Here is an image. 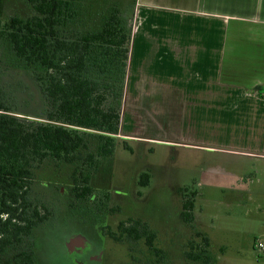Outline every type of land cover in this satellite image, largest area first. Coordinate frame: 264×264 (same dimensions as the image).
Instances as JSON below:
<instances>
[{
  "label": "rangeland",
  "instance_id": "obj_1",
  "mask_svg": "<svg viewBox=\"0 0 264 264\" xmlns=\"http://www.w3.org/2000/svg\"><path fill=\"white\" fill-rule=\"evenodd\" d=\"M114 5L129 25L133 0H80L72 28L80 32L97 29ZM31 13L26 0H0L1 24L12 16L27 18ZM0 87L18 117L43 118L47 104L34 71L14 56L1 37ZM182 102V98L156 97L147 101L152 118L140 122L137 135L153 140L117 138L113 154L99 160L91 178L90 199L79 201L72 195L74 171H87L81 162L70 165L46 160L35 169L30 200L50 213L33 230L27 245L33 246L36 264H264V252L256 248V240L264 242V181L254 182L242 200L235 189L205 184L206 172L226 170L230 164L219 156V150L187 145L194 136L198 141L216 138L214 127H206L204 115L197 119L187 111L177 112ZM95 147L91 141L81 157ZM144 173L149 174V183L142 187L139 182ZM245 175L250 177L253 172ZM184 188L198 193L192 226L209 239L206 260L194 262L185 255L191 243L197 245L201 240L181 219L179 190ZM128 219L148 224L156 234L154 246L162 253L149 251L144 240L117 243L103 234L107 229L116 231ZM19 250L0 253V264Z\"/></svg>",
  "mask_w": 264,
  "mask_h": 264
},
{
  "label": "trees",
  "instance_id": "obj_2",
  "mask_svg": "<svg viewBox=\"0 0 264 264\" xmlns=\"http://www.w3.org/2000/svg\"><path fill=\"white\" fill-rule=\"evenodd\" d=\"M27 18L12 16L0 23V37L14 56L34 71V79L47 110L43 118L18 117L0 87V253L20 248L6 264H36L33 246H27L33 230L50 216L30 200L34 171L44 161L81 162L85 173L74 171L72 195L90 199L92 176L99 160L113 154L120 132L121 106L131 43V27L118 5L112 6L97 29L80 32L77 23L80 0H26ZM94 152L83 158L89 144ZM124 147L127 148L126 144ZM149 174L140 177L142 187ZM182 221L194 230L200 244H190L186 257L194 262L208 259L209 239L194 229L196 191L180 189ZM108 199V194L104 196ZM117 243L144 240L149 251L156 234L148 224L128 219L116 231L103 232ZM26 246V247H25Z\"/></svg>",
  "mask_w": 264,
  "mask_h": 264
},
{
  "label": "crops",
  "instance_id": "obj_3",
  "mask_svg": "<svg viewBox=\"0 0 264 264\" xmlns=\"http://www.w3.org/2000/svg\"><path fill=\"white\" fill-rule=\"evenodd\" d=\"M133 2L117 138L153 140L137 135L152 118L147 101L182 98L177 112L204 115L216 138L189 135L187 145L219 150L230 164L203 182L242 200L264 181V0Z\"/></svg>",
  "mask_w": 264,
  "mask_h": 264
},
{
  "label": "built area",
  "instance_id": "obj_4",
  "mask_svg": "<svg viewBox=\"0 0 264 264\" xmlns=\"http://www.w3.org/2000/svg\"><path fill=\"white\" fill-rule=\"evenodd\" d=\"M256 248L260 252H264V242L256 240Z\"/></svg>",
  "mask_w": 264,
  "mask_h": 264
}]
</instances>
